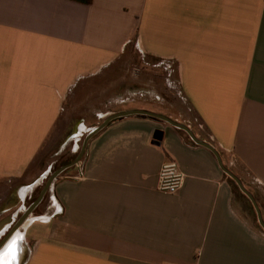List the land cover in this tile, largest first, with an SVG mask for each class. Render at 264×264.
I'll list each match as a JSON object with an SVG mask.
<instances>
[{"label": "crops", "instance_id": "0c3cea01", "mask_svg": "<svg viewBox=\"0 0 264 264\" xmlns=\"http://www.w3.org/2000/svg\"><path fill=\"white\" fill-rule=\"evenodd\" d=\"M130 48L176 65L187 109L161 114L219 151L264 220V0H0V243L53 167L40 155L70 96ZM169 161L175 193L157 189ZM51 188L0 248L15 240L12 264H264L252 202L165 121L112 120Z\"/></svg>", "mask_w": 264, "mask_h": 264}, {"label": "rangeland", "instance_id": "374dc122", "mask_svg": "<svg viewBox=\"0 0 264 264\" xmlns=\"http://www.w3.org/2000/svg\"><path fill=\"white\" fill-rule=\"evenodd\" d=\"M95 81L96 85L83 87L70 96L68 119L58 123L40 155L41 159L53 163V167L33 197L26 199L24 208L39 194L57 167L79 154L87 133L106 118L102 116L103 113L147 108L177 116L187 109L180 93L176 65L173 62L150 58L132 48L111 70L104 72ZM110 97L111 101L106 103ZM66 131H69L68 144L62 151L57 152L56 142ZM51 191L52 188L47 191L42 207L36 211L37 214L51 201ZM23 209L16 215V220Z\"/></svg>", "mask_w": 264, "mask_h": 264}, {"label": "water", "instance_id": "95a60500", "mask_svg": "<svg viewBox=\"0 0 264 264\" xmlns=\"http://www.w3.org/2000/svg\"><path fill=\"white\" fill-rule=\"evenodd\" d=\"M132 115H140V116H149L152 118H156L158 120H162L165 121L167 123H169L170 125L182 129L184 130L189 137L196 142L197 144L203 145L207 148H209L216 156L217 161L219 163L220 168L222 169V171L229 176L238 186V188L240 189V191L245 194L248 199L252 202L255 210H256V214H257V219L259 224L262 226V228L264 229V220L262 218V214L260 211V208L258 206V203L256 201V199L254 198V196L252 195V193L244 186L243 182L241 181V179L229 168L227 167L223 161L222 158L220 156L219 151L212 146L211 144H209L206 141H203L201 139H199L194 132L191 130V128L183 123H180L164 114L161 113H157L151 110H147V109H143V108H133V109H129V110H124V111H120L114 114H111L110 116H108L107 118H105L103 120V122L101 124H99L98 126L92 128L87 135L85 136L84 140H83V144L81 146V149L79 151V154L69 163L64 164L62 166H60L59 168L55 169L49 176V178L47 179L46 183L44 184V186L42 187L41 191L39 192V194L37 195V197L26 207V209L24 210V212L21 214V216L19 217V219L17 220L16 224L14 225V227L12 228V230L5 236V238L3 239V241L0 243V248H2V246L8 241V239L10 238V236L13 234V232L15 230H17V228L22 225L28 218L29 216L32 214V212L34 211V209L42 202V200L44 199L45 194L47 193V191L51 188V186L54 184L55 180L58 178V176L64 172L66 169L78 164L80 162V160L82 159L84 153H85V149L87 146V143L89 141V139L97 132H99L100 130H102L104 127H106L109 122H111L112 120L116 119V118H121V117H126V116H132ZM159 135H155L154 139L156 140V143L159 142L162 133L158 132Z\"/></svg>", "mask_w": 264, "mask_h": 264}, {"label": "built area", "instance_id": "2783aa9c", "mask_svg": "<svg viewBox=\"0 0 264 264\" xmlns=\"http://www.w3.org/2000/svg\"><path fill=\"white\" fill-rule=\"evenodd\" d=\"M184 177L176 161L166 162L160 168L157 189L165 193H175L183 185Z\"/></svg>", "mask_w": 264, "mask_h": 264}, {"label": "snow or ice", "instance_id": "6c2138e0", "mask_svg": "<svg viewBox=\"0 0 264 264\" xmlns=\"http://www.w3.org/2000/svg\"><path fill=\"white\" fill-rule=\"evenodd\" d=\"M14 244L15 240L10 241L8 245L3 249V251L0 252V255L8 257V259L4 261V264H12V260L14 259V257L12 256V248Z\"/></svg>", "mask_w": 264, "mask_h": 264}, {"label": "trees", "instance_id": "16d2710c", "mask_svg": "<svg viewBox=\"0 0 264 264\" xmlns=\"http://www.w3.org/2000/svg\"><path fill=\"white\" fill-rule=\"evenodd\" d=\"M82 1H88V0H82ZM73 159H74V158H73ZM73 159H71V160H67V161L63 162L60 166H62V165H64V164H67V163L71 162ZM60 166H59V167H60ZM59 167H57V168H59ZM57 168H56V169H57ZM226 177L230 180V182H232V183L234 184L235 188L239 190V188H238V186L236 185V183H235V182H234L229 176L226 175ZM244 196H245V195H244ZM36 197H37V196H36ZM36 197H35V198H36ZM35 198H34V199H35Z\"/></svg>", "mask_w": 264, "mask_h": 264}, {"label": "bare ground", "instance_id": "6f19581e", "mask_svg": "<svg viewBox=\"0 0 264 264\" xmlns=\"http://www.w3.org/2000/svg\"><path fill=\"white\" fill-rule=\"evenodd\" d=\"M31 219H32V218L28 219V221H27L25 224H27ZM20 237H21V235H19V233H18V241L21 240ZM18 241H17V242H18Z\"/></svg>", "mask_w": 264, "mask_h": 264}]
</instances>
